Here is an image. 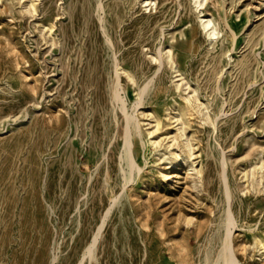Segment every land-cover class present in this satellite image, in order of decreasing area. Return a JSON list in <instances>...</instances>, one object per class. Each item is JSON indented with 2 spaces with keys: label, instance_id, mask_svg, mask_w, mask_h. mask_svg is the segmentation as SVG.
<instances>
[{
  "label": "rangeland",
  "instance_id": "rangeland-1",
  "mask_svg": "<svg viewBox=\"0 0 264 264\" xmlns=\"http://www.w3.org/2000/svg\"><path fill=\"white\" fill-rule=\"evenodd\" d=\"M228 210L264 264V0H0V264H216Z\"/></svg>",
  "mask_w": 264,
  "mask_h": 264
},
{
  "label": "bare ground",
  "instance_id": "bare-ground-1",
  "mask_svg": "<svg viewBox=\"0 0 264 264\" xmlns=\"http://www.w3.org/2000/svg\"><path fill=\"white\" fill-rule=\"evenodd\" d=\"M195 4L197 6H200L203 4V0H194ZM202 26L204 27V29L207 30V35L212 38L214 37L216 34H217V29L215 27V25L213 24V21H212V18L211 17H208L206 19H202ZM122 68L119 67L118 65H116V91H115V98L119 101H121L122 103V106H123V111L126 115V120H127V123L129 121V115L125 112V101L124 99L122 98V96L119 95V92L117 87L119 86V71L121 70ZM147 86V84L140 90L139 92V96H141V94L143 93V91L145 90V87ZM121 88V87H120ZM140 103L139 101L136 102V105L135 106H138ZM127 126V125H126ZM129 129V128H128ZM131 134V133H130ZM149 141V140H148ZM130 140L128 139V137L125 138V143H124V147L125 149L129 148L130 147ZM129 152V151H128ZM130 154V152H129ZM124 156V155H123ZM131 156V155H130ZM128 165L130 166V168H133L135 164L134 160L133 159H129V162H128ZM136 168L139 170L140 167L138 165H136ZM227 192V191H226ZM116 197V196H115ZM115 200V199H114ZM109 212V208L105 211L102 219H101V222L100 224L97 226L90 242L88 243V245L85 247L84 251H83V258H85L86 255L90 256L91 255V252H92V249L93 247L95 246L97 240H98V237L101 233V230L105 224V219H106V216ZM225 225H226V230H227V235L226 237L224 238V242H223V248L218 256V259H217V263L216 264H219V260L221 261V264H238V261L236 259V257L234 256V252H232L231 248H230V240H229V236H228V233L231 231V228L234 227V222H233V218H232V215H231V212L230 210H228L227 212V216H226V221H225ZM245 246V245H244ZM81 263V260L79 261L78 264ZM240 263V262H239Z\"/></svg>",
  "mask_w": 264,
  "mask_h": 264
}]
</instances>
